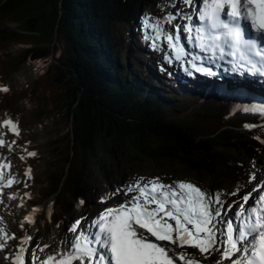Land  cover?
<instances>
[{"label": "trees", "instance_id": "16d2710c", "mask_svg": "<svg viewBox=\"0 0 264 264\" xmlns=\"http://www.w3.org/2000/svg\"><path fill=\"white\" fill-rule=\"evenodd\" d=\"M148 7L156 0H0V45L21 43L22 64L48 68L38 82L69 128L67 172L47 191L65 197L56 226L81 200L109 192L127 167L233 173L234 192L239 185L242 193L255 167H264V124L240 123L208 93L182 90L174 75L158 74L163 64L145 68L135 30ZM97 171L104 189L89 178Z\"/></svg>", "mask_w": 264, "mask_h": 264}, {"label": "snow or ice", "instance_id": "6c2138e0", "mask_svg": "<svg viewBox=\"0 0 264 264\" xmlns=\"http://www.w3.org/2000/svg\"><path fill=\"white\" fill-rule=\"evenodd\" d=\"M179 3L180 0H176V4ZM183 3L191 9L193 0H183ZM176 4L170 6L176 8ZM196 10L202 22L196 28V39L200 47L210 53V58L214 60L219 55L224 59L226 54L231 57L239 52L242 63L232 65L233 74H238L241 68L247 66L245 75L264 79V41L246 38V30L242 26V22L247 21L255 33L264 36V0H203V8L197 5ZM181 18L185 21L192 19L180 9L169 12L164 19L168 23ZM152 27L160 35L159 18ZM181 27L185 32L192 31L188 24L176 25L177 29ZM168 39L176 51V58L180 59L183 49L173 44L171 35ZM225 45L229 48L227 53ZM186 63H192L196 72L215 75L202 63ZM235 87L246 89L250 85L241 83ZM0 90L9 91L7 87H0ZM243 110L264 112V106L259 109L244 107ZM3 124L18 133V126L11 119L4 120ZM4 143L0 139V145ZM29 155L34 156L35 153ZM252 179H255L254 175ZM143 181L144 178H137L135 184L122 185L101 196L100 203L105 205L118 196L125 199L103 208L90 220L87 216L76 220L68 229L75 235L67 243V254L49 255L39 264H174V250L169 245L177 244L181 249L185 245L199 249L207 256L219 253L221 259L217 264H264V207L245 208L240 205V210L235 213L241 221L237 226L222 216L224 202L219 192L203 191L190 182L164 184L159 177L152 178L148 183ZM12 183V180L8 181L9 186ZM0 187L3 185L0 184ZM261 190L264 191V188ZM239 191L238 185L232 195ZM250 195H244L243 201H248ZM259 200L264 201V196H260ZM85 221L93 231L88 232L84 228ZM221 232L226 243H221ZM11 238L17 239L15 234ZM7 239V234L0 230V250L6 248ZM31 239L29 235L19 238L18 251L9 255L13 264H24L23 257L29 251L24 245ZM32 256L35 259V250ZM179 256L182 260L187 258L188 264H198L190 256L186 257L184 251Z\"/></svg>", "mask_w": 264, "mask_h": 264}, {"label": "rangeland", "instance_id": "374dc122", "mask_svg": "<svg viewBox=\"0 0 264 264\" xmlns=\"http://www.w3.org/2000/svg\"><path fill=\"white\" fill-rule=\"evenodd\" d=\"M156 3V9L153 7L144 8L139 21L140 27L135 30L138 41L141 42V60L144 61L146 57L145 68L150 67L154 71H156L158 64H163L158 73L161 76L165 74L172 75L178 72L177 68H180L186 74L183 65L179 66L176 63L178 60L176 58L177 54L173 51V46L169 44L168 37L171 35L169 28H172L175 32L177 30L176 25H185L189 21H183L181 18L168 22L170 24L168 26L164 18L169 12L180 9L186 13L189 8L183 3V0H180L179 4H176V0H156ZM172 4H176V8L171 7ZM158 18L160 35H157L152 27L153 24L157 23ZM154 44L155 47H153ZM24 49V45L18 42L0 45V87L9 89L8 92L0 90V139L5 142V145H0V157L3 161L0 165L4 164L6 168L9 166L11 172L4 176V179L1 176L0 181V184L3 183V187L0 188V191H2L0 230H3L8 237L6 248L0 250V264H13V260L9 258V255L18 251L19 238L25 235L31 236L32 239L24 245L29 250L23 257L24 264H39L40 260H45L49 255L56 256L61 252L67 254V243L75 235L69 232L68 229L76 220L80 219V215L76 211L63 222L64 225L62 223L60 226H56L57 221L62 216L61 206L64 204V202H60V199L64 200L65 197L50 199L47 191L54 181L53 177L55 175L61 176L67 172L66 157L69 149L64 142V137L69 132V128L67 125L59 123L51 101L38 82L48 68L37 61L22 64L20 56ZM165 57H169V59H165ZM179 76L178 79L182 80L183 75L180 74ZM199 85L201 84L197 86ZM185 87L186 85L182 87V90ZM190 87L196 90L193 85L188 86V88ZM211 99L215 100L212 97ZM216 100L220 104H227L228 109H234L235 118L240 123L254 122L259 124L264 119V116L254 118V113L251 111L245 112L244 108H241L243 100L239 96L234 99V102L229 97H220L219 95L216 96ZM248 104L247 102L246 107H248ZM42 110H46L47 114L42 115ZM7 119H11L17 124L18 133L13 132L9 125L3 124V121ZM29 153H35V155L31 156ZM80 158V154L76 155L73 159L74 163H78ZM7 160L13 161L14 166L8 164ZM1 171L0 175H3ZM263 171L264 167H255V171H252L255 179L243 184V193L238 192L232 195L234 187L229 176L233 177V173L230 175L223 171L215 174L210 172L195 173L185 169L175 170L173 167L160 169L155 164L135 165L127 167L125 175L110 191H114L122 185L135 184L137 178L140 177L144 178V183H148L154 177H159L164 184H173V181L190 182L203 191L221 193V199L224 202L222 216L228 218L231 213L234 217L236 216L235 213L240 210V205L245 208L256 207L255 199L264 196V191L261 190L264 185L260 184L258 180L259 176L264 177ZM90 177L95 182L94 186L98 185V188L102 189L106 187V184L102 182V175L98 171L95 174L90 173ZM9 180L13 181L10 186L8 185ZM254 185H256L255 189H253ZM249 193L251 194V201L248 204L243 201V196ZM101 196L103 195L100 192H94L88 203L81 205H84V215L89 220L95 217L103 208L114 206L125 199L123 196H118L105 205L100 203ZM30 202L37 204L34 209L29 205ZM231 202H235V205L233 206ZM49 209H51L50 216ZM32 220L35 222H30ZM169 223L174 224L173 221H169ZM87 225L88 221H85L84 228ZM220 227H223V225H220ZM12 234H15L17 239H12ZM220 238L221 243H226L223 232H221ZM161 243L168 244V242ZM37 245L42 251L37 249ZM45 245H48V247H44ZM169 246L174 250V264H188V260L180 258L179 253L181 251L186 253V257L190 256L195 259L198 264H217V261L221 259L219 253L207 256L201 253L199 249L187 245L183 249L178 244ZM33 250H35V259L32 256Z\"/></svg>", "mask_w": 264, "mask_h": 264}, {"label": "bare ground", "instance_id": "6f19581e", "mask_svg": "<svg viewBox=\"0 0 264 264\" xmlns=\"http://www.w3.org/2000/svg\"><path fill=\"white\" fill-rule=\"evenodd\" d=\"M197 5H199L200 8H203V0H193L192 7L191 9L186 10V13L192 17L191 20H189L188 25L192 27L191 32H185L183 27L180 29H177L175 32L172 30V28H169V32L171 33V36L173 37V44L176 47L182 48L183 49V54L181 58L179 59L180 65H183L185 71L187 72L186 74L183 73V71L179 68L176 72L175 76L178 78V76L181 74L183 75V82L182 86L186 85L185 88H188V86L193 85L194 88H196V91L208 93V97H212L213 99L216 100V96L220 97H229L234 102V99L239 96L241 100V108H244L247 106V102L251 105H253V102L255 100V96L257 95V92H261L264 94V85L261 88V85H258L255 83V80L251 79H243L240 77L235 76L234 74H230L231 76H228L224 74V71L220 73V70L216 67H213L211 64V67L208 66L207 64L204 65V67L211 68L212 72L215 73V75H207L204 73H199L196 72V70L192 67V63H186V61L192 62V58H196V54L194 51L195 49H199L200 47L198 46V40L196 39L197 37V31L196 28L198 25L202 24L201 21L198 19V12H197ZM179 20V19H178ZM175 21V20H174ZM184 21V19H183ZM184 23V22H183ZM182 23V24H183ZM180 24V23H179ZM168 26H170L169 23H167ZM183 26V25H182ZM173 51L176 53L175 49L172 47ZM230 66V63L228 64V67ZM191 73V76H188L187 74ZM190 75V74H189ZM180 77V76H179ZM248 84L250 87L248 88H238L235 87L237 84ZM195 84H201L199 86ZM191 88V87H190ZM193 89V88H191ZM217 101V100H216ZM227 103V102H225ZM227 105V104H225ZM256 108V105L253 106ZM234 110V109H233ZM1 161V157H0ZM7 160V163L14 166L13 161ZM3 163V161H1ZM5 162V161H4ZM18 165V163L16 162ZM11 167V168H12ZM2 168V167H0ZM4 170V169H3ZM11 173L10 171L4 170V176L7 174ZM18 176V175H17ZM4 181V180H3ZM3 184V183H2ZM256 186V185H254ZM1 188V187H0ZM1 201V200H0ZM228 219L232 220L234 222V225L240 224L241 221L234 217L231 214H229ZM91 231H93L92 228H90ZM90 231V232H91ZM2 264V263H1Z\"/></svg>", "mask_w": 264, "mask_h": 264}]
</instances>
